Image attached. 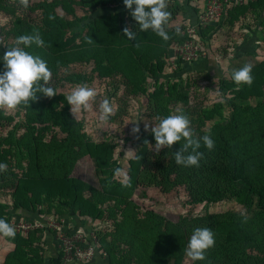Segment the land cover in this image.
Returning a JSON list of instances; mask_svg holds the SVG:
<instances>
[{
    "label": "trees",
    "instance_id": "1",
    "mask_svg": "<svg viewBox=\"0 0 264 264\" xmlns=\"http://www.w3.org/2000/svg\"><path fill=\"white\" fill-rule=\"evenodd\" d=\"M172 1L178 9L187 8L189 17L179 33L173 32L171 43L151 29L141 32L137 21L132 29L129 28L123 14L103 12L104 8L112 5L125 6L123 0H79L78 4L90 7V11L86 16L73 13L72 18L68 16L70 12L68 15L60 14L57 10L60 5L64 9L71 7L66 1L44 0L32 8L41 12L40 19L34 25L18 27L16 34L17 37L36 33L41 36L43 46L32 44L26 50L47 61L52 75H57L63 67L72 63L91 61L94 63L93 73L102 77H109L113 71H122L132 81V77L138 73L159 84L150 95L159 103L165 95L172 93L171 86H165L158 79L161 73L166 75V65L162 61L166 48L169 46V58L172 57L171 45L184 40L183 29L187 24L196 22L201 9L200 6L189 7L188 0ZM6 2L14 3L12 12L15 14L19 0ZM233 6L240 8V11L242 6H251L259 10L258 18L262 19L264 0ZM126 27L136 33L135 39L127 38L124 34ZM205 28H200L201 38L205 35ZM5 49L1 50L0 56ZM169 58L166 59V68L175 72L181 67L186 70L200 66L204 61L201 58L192 64L179 63L176 69H172ZM2 70L3 62L0 61ZM170 73L166 76H175L173 72ZM251 74V85L241 84L238 89L236 83L230 86L225 81L222 85L223 91L227 88L233 91L228 100L231 115L225 123L213 125L208 133L215 141L212 150L205 148L201 141L199 151L203 157L199 166L185 167L175 162L174 152L185 143L183 139L171 148H163L164 155L156 163L163 179H173V183L185 186L190 202L204 205L201 213H190L178 222L168 221L153 210L140 213L132 199L133 190L145 178H149V183H157L160 179L151 169L154 165L150 147L155 145L153 134H143L140 149L129 161L127 181L121 182L116 178L119 168L114 160V148L110 143L87 138L82 132V121L72 114L65 95L56 90L57 94L52 97L46 99L44 94L37 93V98L29 104L17 106L18 111L24 112V133L20 137H0V163L7 165V169L0 172V179L4 182L10 180L14 187L12 203L0 201V217L9 222L12 210L16 211L13 217L20 220H45L44 215H56L66 218L68 223L73 222L74 227L70 231H76L93 219L104 220L105 210L101 207L104 201L101 200L110 203L113 200L116 208L122 212L123 221L116 231L99 230L102 249L107 253L105 264H111L115 259L113 253L116 247L106 238L117 234L122 246H128L117 264H129L130 258L136 259L137 264H181L186 257L185 249L190 235L197 227L210 228L215 235V245L207 250L204 261H193L192 264H264V60L252 68ZM68 79L83 82L89 78L85 73H77ZM39 83L42 85L43 81ZM248 102L256 104L253 106ZM203 114L205 120H211L221 115V108L205 109ZM3 120L14 121V116L0 109V122ZM50 128H58L64 136L53 135L46 140V132ZM87 155L92 159L101 186V191L91 189L101 202L87 198L84 195L85 185L71 176L76 163ZM13 160L21 174L13 169ZM173 183L169 185L173 186ZM228 198L236 200L247 211L252 210V215L209 212L212 203ZM21 209L23 211L19 212ZM109 210L112 211L111 208ZM110 216L108 219L114 225L112 218L117 217H113V214ZM0 235L15 245L13 251L7 254L4 264H80L65 261L63 253L50 245L51 242L57 244L51 230L36 228L28 236L16 233L14 238ZM94 263L97 260L93 259L87 264Z\"/></svg>",
    "mask_w": 264,
    "mask_h": 264
},
{
    "label": "rangeland",
    "instance_id": "2",
    "mask_svg": "<svg viewBox=\"0 0 264 264\" xmlns=\"http://www.w3.org/2000/svg\"><path fill=\"white\" fill-rule=\"evenodd\" d=\"M42 1L44 0H27L25 3V0H19L16 13L14 14L12 12L14 3H7L6 0H0L1 54V50L4 47L15 46L18 27L21 28L23 26L24 28L28 24L34 25L40 19L41 12L39 10L35 11L32 8ZM48 1L51 2L54 0ZM58 1H66L65 3L71 6L67 9H64L62 5L57 7L60 14L68 15V12H70V15H68L70 18L73 17V13H76L78 16H86L90 11V7L79 5V0ZM190 2L188 0L189 7L199 8L200 6L202 8V3L199 2L200 5L198 0H190ZM174 4V1L167 0V10L170 12V19L166 31L170 37L168 39L170 43L172 42L171 36L175 34L173 32L176 31L177 27L181 30L184 23L187 22V17H189V10L187 8L182 7L178 9ZM242 8L240 11V8L233 5L228 6L220 16L218 22L204 29L206 31L202 38V44L205 58L200 66L186 70L181 67L176 72L175 70L172 71L166 68V59L170 56V48L167 46L162 58V61L166 65L164 73L169 75L171 74L170 72H175V76L167 77L161 73L160 78H158L165 86H171L172 92L165 95L159 103L150 96L155 92L156 86H159L154 79L148 76H139L136 73L132 77V81H130V78H126L122 71H113L109 77H102L97 73H93L94 63L92 61L86 63L76 62L70 64L68 67H63L57 75L51 76L49 82L46 84L43 82L42 85L54 88L58 93H63L65 97L70 94L72 89L82 84H87L96 90L97 96L94 100L90 101V108L87 111L75 109V107L71 110V105L70 110L71 112L73 111L72 114L76 119L82 121V132L86 134L87 138L89 137V139L95 142L111 144L114 148V160L117 161L119 168L116 173V178L121 182H126L130 167L129 161L135 157L140 149V141L143 134H152L151 128L155 124H158L160 118L174 114L178 110L183 111L188 115L191 121L190 126L194 130L197 138L210 133L213 125L225 123L230 118L231 109L228 100L232 97L231 93L233 91L232 88H227L226 91H223L222 85H224L225 81L230 83V86L234 84L231 75L233 70L239 69L245 64H251L253 66L252 68H254L264 60V13H262V19H259V10L251 8V6H242ZM100 12L102 13V11ZM103 12L105 14H123L126 20L125 22L131 29L135 24L130 10L125 8V6L112 5L108 9L104 8ZM77 42H79V39ZM145 53L148 54L147 52ZM113 67L115 68V66ZM77 73H85L89 78L88 81L73 82L68 79L71 75ZM238 86L236 87L237 89L239 88ZM45 98L47 99L48 96ZM104 99L110 101L113 112L107 120L101 121L99 119V105ZM248 104L255 106L256 103L248 102ZM216 107L221 108V115L211 120H205L203 110H213ZM0 109H4L8 115L14 116V121L9 122L3 120L0 122V137H7L9 135L20 137L24 133V128L22 127L24 112L18 111V108L12 110ZM145 124L148 125L147 129H145ZM134 127H139L140 131L138 133L133 132ZM53 135L57 137L64 136L58 128H50L46 132L45 139L49 140ZM150 147L154 163L151 167L152 173L160 176L161 171L159 170V166L157 168L156 163L164 155L163 148L160 151H156L155 145H150ZM13 163V169L18 174H21V170L15 167L16 163L14 160ZM71 176L82 181L85 185L84 195L87 198L99 202L104 201L101 202V207L105 210L104 220L93 219L92 222L98 244L94 256V260H97V263L94 264H105L104 258L107 256V253L102 249L99 230L111 232L115 229L116 231L119 224L123 221L122 212L116 208L113 200H111V204L110 202H105V200L100 201L94 195L92 189L101 191V186L99 176L96 173L89 155L84 156L76 163ZM147 179L149 178L143 179L132 193V199L138 205V211L140 213L146 210H153L164 216L168 221L178 222L183 216H187L190 213L198 214L202 212L204 205L192 204L185 186L177 185L173 183V179H170V181L163 179L161 176L157 183H149ZM169 181L173 183V186L169 185ZM10 183V180L4 182L0 179V201L11 204V194L14 187ZM167 187L170 189L168 190ZM110 205L111 207H109ZM107 208L108 211H106ZM22 211L23 209L19 210V212ZM12 212L14 214L16 211L12 210ZM209 212L219 214L225 212H241L249 215L253 213L252 210L247 211L244 206L230 198L212 203L209 206ZM12 214L9 217V223L15 228L16 233L28 236L33 229L18 230L17 224L21 218L13 217L14 215ZM110 214L115 215L113 217H117L116 219L112 218L114 225L108 219V217L111 218L112 216ZM44 216L46 221L51 218L56 219V215ZM24 220V223L34 224L33 220L31 221L26 218ZM118 237L117 234V236L113 237L111 235L106 238L107 242L116 245L114 249L115 253H113L115 259L111 261V264H117V260L123 258V254L126 253L124 248H128L126 245H123L124 247L122 246ZM14 247V244L6 241L0 235V264H4L7 254L13 251ZM51 249H49L50 252ZM50 252L48 254L51 255ZM192 262L186 255L181 264H192ZM80 264L82 263L80 262ZM129 264H137V260L130 258Z\"/></svg>",
    "mask_w": 264,
    "mask_h": 264
},
{
    "label": "clouds",
    "instance_id": "3",
    "mask_svg": "<svg viewBox=\"0 0 264 264\" xmlns=\"http://www.w3.org/2000/svg\"><path fill=\"white\" fill-rule=\"evenodd\" d=\"M27 0H25V3ZM123 4L130 10L131 16L138 22L141 32L151 29L163 40L169 39L166 31L170 12L167 10V0H123ZM177 33L180 29L177 27ZM124 34L129 40L136 37V33L130 31L127 27ZM32 44L37 47L44 45V40L36 33L34 35H20L17 37L15 46L5 49L0 61L3 62V70L0 71V108L15 109L17 106L27 105L31 100L37 98V93L52 97L57 94L52 87H45L39 82L45 84L50 81L52 72L47 66V61L39 55H34L26 49ZM23 45V47H21ZM252 65L245 64L243 67L233 70L232 80L237 85H251L253 82ZM97 92L87 84H82L71 90L66 99L71 110L82 109L87 111L90 108V101L94 100ZM101 121L107 120L113 112V108L108 99H104L99 105ZM73 112V111H72ZM191 121L186 113L178 110L164 118H160L158 124L151 128L155 139V150L161 148H171L174 143L185 141L179 150L174 152L175 162L185 167L199 166V161L203 153L199 151L201 141L208 150H212L215 141L210 134H205L197 138L194 130L191 128ZM148 125L145 124V129ZM133 132L138 133L139 127H134ZM7 169V165L0 163V172ZM0 234L6 237L14 238L15 228L3 217H0ZM215 245V235L208 227H197L190 235L187 248L185 249L187 257L191 261H204L206 252Z\"/></svg>",
    "mask_w": 264,
    "mask_h": 264
},
{
    "label": "built area",
    "instance_id": "4",
    "mask_svg": "<svg viewBox=\"0 0 264 264\" xmlns=\"http://www.w3.org/2000/svg\"><path fill=\"white\" fill-rule=\"evenodd\" d=\"M203 3L197 20L189 23L183 29L185 38L182 42H174L171 45L173 50L172 57L169 58L170 66L176 69L178 65L185 63H194L199 59L205 58L200 28L206 27L212 22L218 21L222 13L228 6L244 5L255 0H198ZM180 63V64H179ZM20 220L17 224L18 230L44 229L51 230L56 239V249L63 253L67 262H78L87 264L94 259L97 247V237L93 230V222H87L86 226L78 228L76 231H70L74 227L73 222H67L64 217H57L46 220H35L34 224L24 223Z\"/></svg>",
    "mask_w": 264,
    "mask_h": 264
},
{
    "label": "crops",
    "instance_id": "5",
    "mask_svg": "<svg viewBox=\"0 0 264 264\" xmlns=\"http://www.w3.org/2000/svg\"><path fill=\"white\" fill-rule=\"evenodd\" d=\"M190 11H192L193 12V10L192 9H190ZM50 245H52L54 248H57L56 247V244H55V242L52 244V242L50 243ZM48 247H49V245H48Z\"/></svg>",
    "mask_w": 264,
    "mask_h": 264
}]
</instances>
